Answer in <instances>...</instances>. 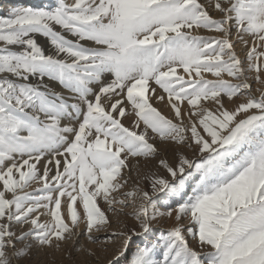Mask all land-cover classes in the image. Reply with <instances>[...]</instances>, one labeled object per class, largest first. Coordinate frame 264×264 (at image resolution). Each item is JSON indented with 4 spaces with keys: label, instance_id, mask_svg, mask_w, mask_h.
<instances>
[{
    "label": "snow or ice",
    "instance_id": "snow-or-ice-1",
    "mask_svg": "<svg viewBox=\"0 0 264 264\" xmlns=\"http://www.w3.org/2000/svg\"><path fill=\"white\" fill-rule=\"evenodd\" d=\"M262 72L264 0L11 6L0 264H264Z\"/></svg>",
    "mask_w": 264,
    "mask_h": 264
},
{
    "label": "rangeland",
    "instance_id": "rangeland-1",
    "mask_svg": "<svg viewBox=\"0 0 264 264\" xmlns=\"http://www.w3.org/2000/svg\"><path fill=\"white\" fill-rule=\"evenodd\" d=\"M2 1H4V3L3 4L0 3V18H6L9 14V8L11 6H19L20 4H25V2H27L28 0H2ZM32 2H33L32 4H36V3H39L40 0H32ZM201 34L202 35H208L207 33H201ZM247 50L248 49H246L242 44H240V43L235 44V51L237 52L238 56L242 60L246 57ZM248 75L251 78L254 75V73H249ZM262 76H264V72H262ZM209 78H211V77H209ZM256 86L257 85L255 83H253V88H255ZM125 123L127 125L128 121H125ZM169 158L171 159L170 154H169ZM133 176H135V173H133ZM157 227H159V225H157ZM38 258H40V259H38ZM44 258L46 261L44 260ZM73 258L77 259V260L81 259V257L77 256L75 253L73 254ZM33 261H34L33 264H36V263L37 264H43V263L44 264H71V262L67 259L66 254H64V256H63V255L58 254V253L52 254V253H48V252L36 253L33 257Z\"/></svg>",
    "mask_w": 264,
    "mask_h": 264
},
{
    "label": "bare ground",
    "instance_id": "bare-ground-1",
    "mask_svg": "<svg viewBox=\"0 0 264 264\" xmlns=\"http://www.w3.org/2000/svg\"><path fill=\"white\" fill-rule=\"evenodd\" d=\"M0 3L1 4H3L4 3V1H0ZM29 3H33L32 2V0H28L27 2H25V4H20V5H26V4H29ZM230 106V105H229ZM232 106V105H231ZM230 106V107H231ZM158 107H160L161 108V110L165 113V114H167V112H168V110L166 109V108H163L162 106H158ZM45 254V253H44ZM53 254V253H52ZM64 256V255H63ZM45 257V256H44ZM37 258V257H36ZM38 259H40V258H38ZM66 259V258H65ZM44 260H45V258H44ZM43 261V260H42ZM46 261V260H45ZM34 262V261H33ZM40 262V261H39ZM37 264V263H36ZM44 264V263H43Z\"/></svg>",
    "mask_w": 264,
    "mask_h": 264
}]
</instances>
